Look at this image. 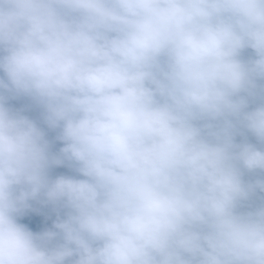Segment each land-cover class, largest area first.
Segmentation results:
<instances>
[{
  "label": "clouds",
  "instance_id": "obj_1",
  "mask_svg": "<svg viewBox=\"0 0 264 264\" xmlns=\"http://www.w3.org/2000/svg\"><path fill=\"white\" fill-rule=\"evenodd\" d=\"M0 264H264V0H0Z\"/></svg>",
  "mask_w": 264,
  "mask_h": 264
},
{
  "label": "trees",
  "instance_id": "obj_2",
  "mask_svg": "<svg viewBox=\"0 0 264 264\" xmlns=\"http://www.w3.org/2000/svg\"><path fill=\"white\" fill-rule=\"evenodd\" d=\"M250 54V50H246L245 57ZM16 107L21 106V102L14 101L12 102ZM30 115H35V113H29ZM48 138L52 141V150L56 151L61 146L60 142L56 141L54 139V133H49ZM250 142H255L254 138H252L249 135ZM239 140V137H237ZM58 174H65V175H76L74 172H72L69 168L66 166L61 167H55L50 170V176L55 177ZM79 178V177H77ZM254 178L253 174H247L245 176V179H251ZM33 207L39 208L40 210L38 212H27L25 216H23L20 220L21 223H24L28 226L30 230L33 232H39L46 228H51L52 222L55 219V212L51 209L50 206H40L36 203H33Z\"/></svg>",
  "mask_w": 264,
  "mask_h": 264
}]
</instances>
